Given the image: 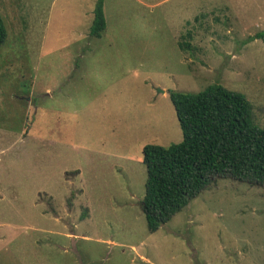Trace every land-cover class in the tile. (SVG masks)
Segmentation results:
<instances>
[{"label":"rangeland","instance_id":"obj_1","mask_svg":"<svg viewBox=\"0 0 264 264\" xmlns=\"http://www.w3.org/2000/svg\"><path fill=\"white\" fill-rule=\"evenodd\" d=\"M96 1L0 0V264H264V186L214 179L154 232L140 206L170 90L264 127V0H103L91 37Z\"/></svg>","mask_w":264,"mask_h":264},{"label":"trees","instance_id":"obj_2","mask_svg":"<svg viewBox=\"0 0 264 264\" xmlns=\"http://www.w3.org/2000/svg\"><path fill=\"white\" fill-rule=\"evenodd\" d=\"M104 28L103 0H97L89 36L100 37ZM5 39L0 15V46ZM168 98L182 139L168 146L142 148L147 175L140 206L150 232L168 222L214 179L264 186V127L253 122L245 95L214 83L197 92L170 90Z\"/></svg>","mask_w":264,"mask_h":264}]
</instances>
